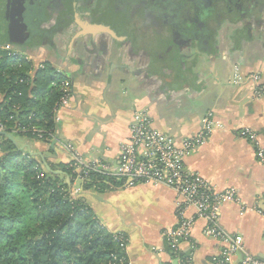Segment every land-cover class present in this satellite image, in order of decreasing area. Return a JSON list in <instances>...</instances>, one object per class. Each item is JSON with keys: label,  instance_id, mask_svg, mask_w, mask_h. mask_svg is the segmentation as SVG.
<instances>
[{"label": "crops", "instance_id": "obj_1", "mask_svg": "<svg viewBox=\"0 0 264 264\" xmlns=\"http://www.w3.org/2000/svg\"><path fill=\"white\" fill-rule=\"evenodd\" d=\"M254 19L242 22L239 35L231 28L192 46L169 48L157 32L123 35L86 22H81L85 30L63 34L53 46L13 45L29 58L33 75L48 63L72 85L70 103L55 113L53 139L25 138L17 145L49 167L80 159L115 169L136 111L145 110L152 129L179 147L195 138L211 115L212 136L186 158L185 168L216 192L235 190L237 200L220 208L219 225L231 236H242L246 252L264 261V166L241 135L253 132L264 149V95H257L264 87V7ZM244 28L250 29L243 33ZM81 186L76 180L71 189L80 191L111 233L127 238L130 264H179L163 235L178 226L175 190L141 184L82 193ZM188 216L195 210L189 209ZM207 224L197 218L182 242L184 264H216L214 259L222 257L227 244L207 236ZM242 257L234 255L229 264H240Z\"/></svg>", "mask_w": 264, "mask_h": 264}, {"label": "trees", "instance_id": "obj_2", "mask_svg": "<svg viewBox=\"0 0 264 264\" xmlns=\"http://www.w3.org/2000/svg\"><path fill=\"white\" fill-rule=\"evenodd\" d=\"M28 9L1 16V43L26 44L36 20ZM0 53V121L17 141H51L61 79L54 77L51 64L44 63L33 75L30 61ZM34 128L43 131L41 138ZM20 148L0 136V264H129L128 259L122 262L126 255L117 243L120 234L103 226L82 194L74 195L71 189L86 174L82 193L121 188L122 183L99 172H79L76 162L51 165L49 171L40 158Z\"/></svg>", "mask_w": 264, "mask_h": 264}, {"label": "built area", "instance_id": "obj_3", "mask_svg": "<svg viewBox=\"0 0 264 264\" xmlns=\"http://www.w3.org/2000/svg\"><path fill=\"white\" fill-rule=\"evenodd\" d=\"M0 52L10 58L19 57L30 61L13 45L0 46ZM0 58H2V53H0ZM42 65L41 68H43ZM60 75L62 77L57 78L61 79L62 97L56 105L55 113L58 109L66 107L72 98L71 81L63 74ZM257 95H264V87L257 89ZM213 127V118L209 115L203 120L199 134L195 138L184 141L179 147L169 136L152 129L151 120L145 110L136 111L130 136L121 145L118 166L113 169L108 164L98 162L81 166L79 172L95 171L108 175L121 182L124 188H134L141 184H162L175 190L179 197L177 202L178 226L163 232V235L168 241L175 261H179V264L185 262L180 256L181 244L190 237L197 218L208 222L205 228L207 236L220 239L227 244L222 257L214 259L216 264H229L231 258L238 253L243 254L240 264H264V261L246 252L242 236H231L219 225L220 208L224 204L234 203L237 200L235 190L227 189L224 192H216L204 178L187 172L185 168L186 158L210 139ZM0 132L7 133L6 124L1 121ZM33 132L38 133L40 138L43 136V131L37 128H34ZM241 135L253 144L256 158L264 166V149L257 142V136L248 130H243ZM86 176L87 174L79 178L83 182ZM72 193L78 195L80 191L76 190ZM189 209L195 210V216H188ZM117 243L126 255L123 262L128 259V240L120 234L117 236Z\"/></svg>", "mask_w": 264, "mask_h": 264}, {"label": "flooded vegetation", "instance_id": "obj_4", "mask_svg": "<svg viewBox=\"0 0 264 264\" xmlns=\"http://www.w3.org/2000/svg\"><path fill=\"white\" fill-rule=\"evenodd\" d=\"M59 1H62V12L55 16L52 7ZM23 3L35 8L28 5V9ZM0 6L6 8L0 11L3 17L6 12L18 15L28 9L32 19H36L31 23L33 31L27 34L26 45L53 46L63 34L85 30L81 22H86L123 35L157 32L171 48L211 41L231 28L239 35L243 31L242 22L254 19L264 7V0H0ZM141 22L145 23L143 28ZM247 29L250 28H244L243 33ZM1 34L2 29L0 37Z\"/></svg>", "mask_w": 264, "mask_h": 264}, {"label": "rangeland", "instance_id": "obj_5", "mask_svg": "<svg viewBox=\"0 0 264 264\" xmlns=\"http://www.w3.org/2000/svg\"><path fill=\"white\" fill-rule=\"evenodd\" d=\"M61 4H62V1H59V2H57V4H54V6L52 7V11H53V13H54V15L56 16V15H59L61 12H62V6H61ZM83 11H86V10H83ZM83 14V13H82ZM50 16H51V14H50ZM0 25H2V19H1V15H0ZM54 77L56 78V77H62L60 74H56V73H54ZM70 103V102H69ZM68 103V104H69ZM54 111H55V109H54ZM57 112V111H56ZM56 122H57V116H56ZM55 133H56V131H55ZM55 135V134H54ZM54 137V136H53ZM53 137H52V139H53ZM25 138H21V139H19L18 141L21 143V141H23ZM16 140V139H15ZM76 165L78 166V171H80L81 170V166H83V165H86V164H94V163H86V162H84L83 160H80V159H77L76 161ZM77 180H79V181H81L80 180V178L79 179H77ZM82 182V181H81ZM78 189V188H77ZM72 191H76V189H73Z\"/></svg>", "mask_w": 264, "mask_h": 264}, {"label": "water", "instance_id": "obj_6", "mask_svg": "<svg viewBox=\"0 0 264 264\" xmlns=\"http://www.w3.org/2000/svg\"><path fill=\"white\" fill-rule=\"evenodd\" d=\"M23 12H24V10H23ZM23 12H22V14H23ZM19 18H20V20H21V18H22V15H19ZM0 136L1 137H5V138H7L8 140H10L11 142H13L15 145H17V142H16V140H15V138L13 137V136H11L10 134H8V133H6V132H0ZM45 165H46V168H47V170H51L50 169V167L45 163ZM55 173H57V172H55ZM58 174H63L62 172H58ZM67 183L69 184V185H71V183H70V181L68 180L67 181Z\"/></svg>", "mask_w": 264, "mask_h": 264}]
</instances>
